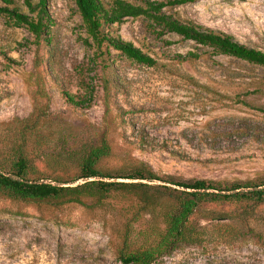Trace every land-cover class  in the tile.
<instances>
[{
	"label": "rangeland",
	"instance_id": "1",
	"mask_svg": "<svg viewBox=\"0 0 264 264\" xmlns=\"http://www.w3.org/2000/svg\"><path fill=\"white\" fill-rule=\"evenodd\" d=\"M13 3L26 10L22 0ZM47 8L50 39L37 44L24 27L0 15V50L8 58L0 54L1 166L20 152L30 177L66 180L76 173L79 154L105 139L110 154L98 162L104 171L141 162L161 178L220 186L264 174V66L173 33L156 37L141 16L105 29L149 54L154 65L112 49L99 54L84 43L72 0H47ZM163 10L264 51V0H194ZM188 50L198 57H175ZM34 112L42 115L39 123L23 128L20 120ZM167 203L162 199L158 207ZM158 207L150 214L138 195L118 189L98 200L83 196L81 203L61 204L0 191V264H122L120 251L153 242V229L161 226ZM242 208L199 206L191 218L193 241L151 264H264V203L250 212ZM214 214L225 219H212Z\"/></svg>",
	"mask_w": 264,
	"mask_h": 264
},
{
	"label": "trees",
	"instance_id": "2",
	"mask_svg": "<svg viewBox=\"0 0 264 264\" xmlns=\"http://www.w3.org/2000/svg\"><path fill=\"white\" fill-rule=\"evenodd\" d=\"M191 1L194 0H140L138 3L127 0H72L85 34L83 41L99 54H107L108 49H112L135 63L154 65L155 60L149 54L105 29L127 17L141 16L148 20L149 27L156 37L173 33L197 46L209 47L214 53L264 66V51L239 43L229 34L203 28L190 21H180L163 10L167 5ZM0 2V15L6 17L10 25L24 27L36 44L40 40L49 42L53 20L48 12L47 0H22L25 11L16 6L13 0ZM0 54L4 57L1 50ZM198 55L197 52L188 50L183 54H175V57L184 61L196 59ZM109 64L111 62L107 61L103 67ZM64 95L69 102L80 103L73 100V96L67 93ZM41 116L40 113L34 112L30 118L20 120L23 128H28V121L33 126L37 125ZM109 151L107 141L101 140L99 145L91 146L79 154L74 175L66 180L52 181L30 177L31 169L26 158L17 152L9 166L0 165V191L10 198L22 201L50 200L61 204L81 203L83 196L98 200L110 190L118 189L138 195L144 207L150 209V214H153V209L158 207L160 200H167V204L156 208L155 213L160 217L161 226L153 229V242L140 250L120 251L118 259L122 264H151L156 258L169 253L177 244L191 243L197 235L191 218L203 204L239 203L243 204L242 210L250 212L264 203V174L240 183L220 186L218 182L200 178L187 181L173 180L170 176L161 178L141 162L120 171L109 172L101 170L98 166L99 160L108 156ZM79 179L81 182H76ZM117 179H128L129 182ZM142 180H159L177 188L165 185L154 187L141 182ZM217 215L220 214H214L212 219H225Z\"/></svg>",
	"mask_w": 264,
	"mask_h": 264
}]
</instances>
